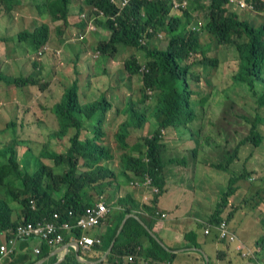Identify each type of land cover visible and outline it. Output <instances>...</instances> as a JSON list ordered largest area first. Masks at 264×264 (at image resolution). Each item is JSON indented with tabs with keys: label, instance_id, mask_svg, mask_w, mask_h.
Returning <instances> with one entry per match:
<instances>
[{
	"label": "trees",
	"instance_id": "obj_1",
	"mask_svg": "<svg viewBox=\"0 0 264 264\" xmlns=\"http://www.w3.org/2000/svg\"><path fill=\"white\" fill-rule=\"evenodd\" d=\"M74 1L39 2L40 17H50L53 22H62V25L57 24L56 27L58 36L66 33L70 15L74 13L71 12ZM83 1L104 11L102 16L96 18L99 25L95 23L97 29L106 30L107 34L95 47L100 58H114L116 52L124 48L143 49L147 58L143 64L135 54H132L124 63V68L130 75H140L142 87L141 96L137 100L130 99L116 110V114L126 116L116 133L120 147L126 150L122 155L118 172L127 181L143 180L145 176L150 175L153 179L152 187H157L158 192L151 207L141 205L130 194L118 197L115 205L118 204L122 208L118 221L120 224L125 215L133 213L140 207H145L151 214H155L154 206L164 184L162 177L166 161L164 155L169 150L164 137L165 129L187 125L197 117L194 110L197 102L194 99L195 95L199 96L202 105L209 98L208 95L198 94L199 91L193 88L192 84V82L197 84L202 78L193 70L195 65L214 68L219 64V59L209 54L212 44L209 43L207 46L201 44L202 32L210 34L211 39L218 45L244 38L236 44L239 66L232 76L233 83L246 84L256 95L257 105L264 107V91L259 93L254 88L256 82L264 84V22L256 24L247 18L241 19L236 12L264 13V0H254L253 8H242L231 0H188L187 8L177 13L172 9L169 0H127L125 3L124 0ZM14 3L15 0H0V13L8 14ZM202 9L207 10L204 22H201L199 27L195 24L194 27H190L195 18L194 13ZM98 10L93 12L100 14ZM228 12L231 14L228 15ZM88 22L89 19L80 17L75 25L81 32L84 30L88 33ZM96 27L91 32L96 30ZM164 31L168 36L166 47H153V41H158ZM85 32L80 34L83 39L86 36ZM50 35L49 23L45 21L30 31L27 29L19 31L16 38L32 51H39L49 42ZM152 36H155L154 40ZM1 40L3 41L2 37ZM79 56L77 54V57ZM4 58L2 62L5 63L8 57L5 55ZM33 65L36 69L37 64L33 62ZM105 69L101 72L107 73ZM75 74V78L65 88L61 100L51 106L57 117L59 129L50 135L64 137L71 128L75 129L66 152L47 151L42 154L54 162L53 166L41 162L36 157L35 164L38 165L35 168H27L28 163H20L22 160L19 158L24 152L19 153L15 148L20 141L14 135L5 141L0 139V230L5 231L8 238L14 235L19 224L44 217L50 218L54 212L60 214L59 221L76 220L94 204L95 201L90 194L92 190L103 194L109 185L120 186L117 172L108 163L113 160L114 155L109 147L100 143L105 135L103 125L107 119V110L112 108L111 101L103 92L98 99L82 104L79 98L80 72L75 69ZM0 79L16 87L47 86L41 83V76H12L2 72L1 68ZM150 92L155 93V102L147 114L139 109L138 102L143 103L151 98ZM149 118L156 122L153 133L144 137L142 142H129L133 130L141 127ZM262 120V116L255 114V118L250 120L249 134L235 146L227 164L217 166L226 169L238 157V151L244 144L252 143L256 147L261 145L264 140L260 131ZM14 124V121H8L6 127H13ZM28 154L26 151L24 155ZM245 175L241 173L229 177L228 188L221 195V202L212 217L213 224H218L223 219L221 214L225 205H228L229 197L237 192L239 188L237 183ZM57 192H61V195L57 196ZM112 196L110 195L109 201L114 200L115 197ZM240 208L241 206L231 209L227 218L230 219V216ZM117 229L118 226L107 235L103 244H96L93 247L106 250ZM147 233L148 230L137 218L129 217L117 236L107 260L115 261L118 258L122 261L124 256H133L134 260L128 264H139L138 260L145 256L146 259L151 258L158 262L167 259L172 261L174 254L171 253L167 257L166 249ZM80 234L81 231H78L77 235ZM143 235L149 237V245L141 239ZM256 246L259 248L258 254L264 258V234L257 239ZM12 255L14 254H11V259L10 257L6 259L5 264H32L31 258L27 261L29 254L16 259ZM68 260L65 259L61 264H67Z\"/></svg>",
	"mask_w": 264,
	"mask_h": 264
},
{
	"label": "rangeland",
	"instance_id": "obj_2",
	"mask_svg": "<svg viewBox=\"0 0 264 264\" xmlns=\"http://www.w3.org/2000/svg\"><path fill=\"white\" fill-rule=\"evenodd\" d=\"M39 2L40 0H15L8 14L0 13L2 72L12 76H41V83L47 84L44 88L39 85L16 87L0 79V139L5 141L14 135L20 141L15 148L19 153L24 152L23 155H19V158L22 160L20 163H28L27 168H35L38 165L35 164L36 157L41 162L53 166L54 162L42 154L47 151L66 152L75 129L71 128L64 137L50 135L59 129L57 117L51 110V106L61 100L65 88L76 76V69L80 72L78 74L79 98L82 104L98 99L103 92L111 101L112 108L107 110V119L103 125L105 135L100 143L110 148L114 158L108 162L109 166L117 172L118 178L121 177L123 180L124 176L118 171L122 155L126 150L120 147L116 133L119 124L126 119V116L116 114V110L126 101L137 100L141 96L140 75H130L125 70L124 63L132 54H135L140 62L145 64L147 60L145 50L124 48L117 51L114 58H100L99 51L95 47L103 36H107L106 30L97 29L95 26L96 30L87 33L84 30L81 32L75 25L78 18L89 19V16L93 18L94 25L95 23L99 25L96 18L101 15L94 13L92 6L85 4L83 0L74 1L75 4L71 10L74 12L72 20L63 37L58 36L56 32L57 24L62 25V22H53L50 17H40ZM199 11L194 13L195 18L190 27L194 24L199 27L200 23L204 22L207 10ZM236 12L241 19L247 18L256 24L264 22V13ZM74 15H78V18ZM45 21L49 23L51 35L43 49L32 51L26 44L17 41L16 35L19 31L23 29L30 31ZM84 32L86 36L83 39L80 34ZM164 33H161L162 37L158 36V41H153V47H166L168 36L165 31ZM152 37L154 40L155 36ZM243 40L244 38H240L229 44L218 45L211 39L210 34L201 33V44L204 46L212 44L209 54L217 57L219 64L214 68L195 65L193 70L202 78L197 84L193 82L192 84L193 88L199 91L198 94L208 95L209 98L202 105L199 96L195 95L194 99L197 102L194 110L197 117L187 125L165 129V142L169 150L164 158L165 164L168 163L171 169L179 171L181 176L186 173L192 177L196 174V170H205L206 166H202L201 163L211 162L212 170L215 168L218 170H215L217 171V183H215L219 193L225 189L231 175L245 173L246 175L237 183L239 191L234 197L229 198L232 200L231 209L241 206L239 216H242L241 211L247 215L241 233L251 238L257 234L260 235L261 228L264 230V140L258 147L252 143L242 145L238 151V157L226 169L217 166L218 164L226 165L235 146L249 134L250 120L255 118V114L263 117L260 131L264 136V107L257 105L256 95L246 84L233 83L232 79L239 66L236 44ZM77 54L80 56L77 57ZM5 55L8 57V63L2 62ZM33 62L37 64L36 69ZM103 69L107 70V73L101 72ZM254 88L261 93L264 91V84L256 82ZM149 94L151 98L143 103L138 102L139 109L147 114L155 102V93ZM11 120L15 122L14 126L6 127L7 122ZM155 124L152 118L147 119L141 127L133 130L129 142H142L144 137L153 133ZM26 151L29 152L28 155H24ZM57 171H59L58 168ZM196 181H199V177ZM122 182L124 185L128 184L127 181ZM117 188V185L112 184L107 186L103 194L94 190L90 194L94 201L102 197L109 199L110 195L114 198L117 197V192L120 193L119 190L125 187L119 190ZM214 188L217 187L214 186ZM109 202L112 207L115 206L113 200L107 201ZM263 234L264 231L261 236ZM260 257L263 256L260 254Z\"/></svg>",
	"mask_w": 264,
	"mask_h": 264
},
{
	"label": "crops",
	"instance_id": "obj_3",
	"mask_svg": "<svg viewBox=\"0 0 264 264\" xmlns=\"http://www.w3.org/2000/svg\"><path fill=\"white\" fill-rule=\"evenodd\" d=\"M72 16L70 15V22ZM74 17L78 18V15H74ZM92 20L93 18L91 19V16H89L88 33L95 29ZM199 160L202 161L201 159ZM201 164L207 168L205 167V170H196V174L193 177L186 173L181 176V173L171 169L168 163L164 165L162 170L163 190L157 196V203L154 206L156 208L155 214H151L145 207H140L133 213L127 214V218L125 215L120 224H118L122 212L121 206L117 204L112 207L110 202L107 203L109 201L108 198L102 197L100 200H95L94 204L105 202L109 207V213L100 226L94 227L90 231L93 234H100L104 241L107 235L111 234L114 228L118 226L112 240L115 243L114 239L121 233L118 234L120 226L123 224V229L127 219L131 216L137 218L148 230V236L154 237L166 249L168 252L167 257L171 253L174 254L172 261L167 259L164 262L154 261L151 258L146 259L143 256L138 260L139 264H264V258L260 257L258 254L259 248L255 245L264 230L261 228V234L255 235L257 237L247 238L243 235L241 233L244 229L242 225L247 215L241 211L242 216H239L240 208L234 215L230 216V219L227 218L228 213L231 211V198H229L230 201L228 205H225L221 215L223 219L227 220L231 231L237 235L238 241L232 242L220 239L218 228L214 227L215 225H211L213 224L212 217L218 209L219 202H221V195L227 190L228 184L219 193L216 184L218 170L216 168L215 170L217 171L212 170L213 164L211 162ZM197 177H199V181H196ZM122 179L127 181L125 177H122ZM123 180H121V177L118 178L120 186L117 189L125 188L119 190L120 193L117 192L114 202H117L118 197L130 194L141 205L146 204L148 207L153 205L156 193H154L152 188L143 184L134 185L131 183L133 180L127 181L126 183L128 184L124 185ZM214 186L217 188H214ZM237 192L231 196L234 197ZM57 194V196H60L61 192H57ZM162 214H165V216H162ZM210 226L213 227L210 233L206 234L205 229ZM148 236L143 235L141 238L146 245H149ZM7 238L8 234L0 230V244L5 243ZM238 243L243 245V250L237 249ZM110 245L106 250L97 247L82 249L71 241L58 246H46L45 243L39 240L30 239L21 241L12 257L15 256L16 259L29 254L27 261L31 258L32 264H61L67 258L69 259L67 264H128L129 256H124L122 261L118 258L115 261L107 260V256L112 250H109ZM35 248L39 249V253L34 252ZM108 250L109 252L107 253ZM246 251H250L247 256L243 254Z\"/></svg>",
	"mask_w": 264,
	"mask_h": 264
},
{
	"label": "built area",
	"instance_id": "obj_4",
	"mask_svg": "<svg viewBox=\"0 0 264 264\" xmlns=\"http://www.w3.org/2000/svg\"><path fill=\"white\" fill-rule=\"evenodd\" d=\"M117 1V0H113ZM127 0H124V3ZM174 7H186V0H170ZM237 2L242 8H253L254 0H231ZM194 27V26H193ZM134 185H146L154 190V193L158 192L157 187H152L153 179L150 175L144 177L143 180L134 179L132 182ZM33 207H35L32 201ZM109 213V207L105 202H97L92 206H89L86 211L78 216L76 220H62L59 221L60 214L54 212L50 218H42L37 221H28L26 223L19 224L14 232V235L5 240V243L0 244V264H5L7 258L11 254L15 253L18 245L21 241L36 239L49 246H58L64 243L73 242L79 248L89 249L96 244H102L103 240L100 234H93L90 230L94 227L100 226L106 219ZM165 216V214H162ZM215 225L219 230L220 239L237 242V235L231 231L227 220L223 219ZM213 226L207 227L205 233L209 234ZM81 231L80 235L77 232ZM69 238V239H68ZM67 240H69L67 242ZM238 250H243L244 247L241 243L237 244ZM34 252L39 253V249L35 248ZM244 255H249L250 251L243 252ZM129 261H133L134 257L129 256Z\"/></svg>",
	"mask_w": 264,
	"mask_h": 264
},
{
	"label": "clouds",
	"instance_id": "obj_5",
	"mask_svg": "<svg viewBox=\"0 0 264 264\" xmlns=\"http://www.w3.org/2000/svg\"><path fill=\"white\" fill-rule=\"evenodd\" d=\"M187 1V6H188V0H186ZM169 2L171 3V1L169 0ZM171 6H172V9L174 10V11H176V12H178V11H182L183 9H185V8H187V6L186 7H180V8H176V7H174L173 6V4L171 3ZM94 8V10H98L96 7H93ZM99 12H100V15L102 16L103 14H104V11H102V10H98Z\"/></svg>",
	"mask_w": 264,
	"mask_h": 264
},
{
	"label": "water",
	"instance_id": "obj_6",
	"mask_svg": "<svg viewBox=\"0 0 264 264\" xmlns=\"http://www.w3.org/2000/svg\"><path fill=\"white\" fill-rule=\"evenodd\" d=\"M127 217H128V215H126V218ZM122 226H123V224L120 226V228H119L120 230H119L118 234L121 232ZM114 241H116V238L114 239ZM113 245H114V242H112V244L110 245L109 250L112 249ZM109 250L107 251V253L109 252Z\"/></svg>",
	"mask_w": 264,
	"mask_h": 264
}]
</instances>
